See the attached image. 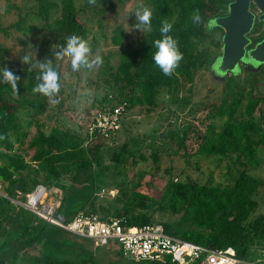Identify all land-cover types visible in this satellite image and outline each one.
Wrapping results in <instances>:
<instances>
[{"label":"trees","instance_id":"1","mask_svg":"<svg viewBox=\"0 0 264 264\" xmlns=\"http://www.w3.org/2000/svg\"><path fill=\"white\" fill-rule=\"evenodd\" d=\"M34 1L37 4L35 15L41 21L39 29L46 32L51 39L55 40L72 33L87 39L89 32L75 0H59V4L55 0ZM101 1L106 5H110L111 2L125 5L138 0ZM145 2L153 10L152 31H147V43L139 48H133L127 43L123 26L117 25L113 28L110 41L114 47H118L117 66L113 70L106 58L107 70L102 72L103 77H110L113 86L110 94H105L91 109L82 135L58 126L48 128L46 123L37 119L48 107H52L48 97L34 93L32 90L39 82L37 77L41 73L40 63L35 67L24 64L23 69L19 71L18 76L21 78L18 85L19 91L26 94L13 92L9 84L0 82V147L12 149L8 136L11 132L17 131L16 118L20 110H26L32 119L29 125L36 126V132L29 137L22 148H17L12 155L0 154V158H4L3 163H0V186L6 185L5 196L0 195V227L11 219L10 210L15 208L11 199L17 200L21 194H29L37 186L44 187L49 183L48 181L68 177L69 188L60 199V207L55 214L60 221H69L81 211L96 214L102 219L110 218L106 213L111 211L114 215L112 217L125 218L129 226H141L154 222L143 213V210L157 209L173 215L181 213V221L195 229L172 227L168 223H161L167 234L203 246L212 245L219 249L231 247L236 251L239 259L255 261L264 250V214L256 213L258 208L256 197L264 188V184L246 170L249 167H258L260 162L257 154L259 149L264 148L261 96L249 98L243 109H240L241 99L222 100L220 105L207 115L209 119H218V124L211 121L206 125L202 137L199 138L196 155L215 156L241 168L231 186L200 184L187 177H181L182 179L175 181L171 178L165 183V193L160 194L158 199L148 198L143 193L136 195L134 191L131 201L126 203L128 208L121 211L103 208L105 216H101L95 209V202L98 199L95 194L97 191L95 179L92 184L80 183V177L93 166L94 161L99 159V152L104 143L115 136H104L102 132L97 131L94 118L96 111L111 112L114 107L123 106L118 122L121 128L128 111L133 107L152 108L162 90L172 92L180 80L191 79L194 71L202 66L203 62H198L199 57H204L203 54L196 53V43L208 37L207 25L212 18L220 15V6L224 4L222 0H145ZM59 5L61 6L60 17L50 23L51 12ZM88 5L90 3L85 0V6ZM195 9H199L202 17L199 25L192 23L191 15ZM171 12L174 13V18L170 20ZM165 19L173 24L170 35L178 40L179 49L183 54L179 67L171 76H165L153 60L156 51L153 41L160 38L159 28ZM13 26L19 29L20 24L15 23ZM211 28L213 32L221 30L219 27ZM4 64L5 59L0 51V67ZM56 96L53 98L55 99ZM55 107L58 109L56 105L53 108ZM255 113L260 114V119H255ZM190 129H192L191 126L188 127V130ZM183 141L178 139V147L183 144ZM149 158L153 163L159 162L158 156L154 154L148 157L140 156L139 160L145 162ZM189 158L186 161L187 165L191 163ZM137 163L134 158H131L128 169ZM165 173L170 175L171 171L166 170ZM40 174L45 176L46 181L34 179ZM134 189L136 190V186ZM121 196L118 194L114 201H119ZM87 206L93 209L86 210ZM135 208H139L140 211L135 212ZM30 213L32 216L26 218L23 215L25 220L19 224L22 232L20 237L13 241L20 250H25L39 241L41 235L48 231L45 225L53 226L37 217L36 222L33 223L30 218L34 217V214ZM42 222L45 223L44 226H40ZM48 233L49 240L56 242L57 239L50 231ZM118 249L121 258L111 253L103 258L89 256L88 259L76 262L47 257L40 264H121L125 257L119 246ZM0 264L8 263L6 259L0 258ZM129 264L178 263L166 257L164 261H139Z\"/></svg>","mask_w":264,"mask_h":264},{"label":"rangeland","instance_id":"2","mask_svg":"<svg viewBox=\"0 0 264 264\" xmlns=\"http://www.w3.org/2000/svg\"><path fill=\"white\" fill-rule=\"evenodd\" d=\"M55 1L59 4V0ZM222 1L224 4L220 6L218 17L227 14L230 0ZM75 2L77 8L81 10L80 16L89 32L86 39L92 49L89 61L100 55L103 61L101 64L93 65L90 69L81 66L79 71H73L69 58L57 59L56 53L61 51L68 36L53 40L46 32L39 29L41 21L35 15L37 4L34 0H0V51L5 59L4 66L17 75L23 69L24 64L21 59L24 55L30 57V62L27 64L30 67L49 60L52 62V66L60 76L61 93L55 97L59 100L56 104L58 109L53 108L52 104V107H48L37 119L46 123L48 128L58 126L82 135L91 109L105 94H110L113 86L110 77L102 76V72L107 70L106 58L113 70L117 66L118 47L111 44L112 30L117 25L123 26L127 43L133 48L146 44L147 30L135 28L138 23L135 10L138 4L148 5V3L145 0H138L125 5L115 2L106 5L99 0L86 7L85 0H75ZM60 10L59 5L51 12L50 23L60 17ZM98 11L101 12L97 13ZM173 18L174 13L171 12L170 20ZM15 23L20 24L19 29L13 26ZM207 28H209L208 37L196 43V53L203 54L204 57H199L198 62L203 63L194 71L192 78L186 81L180 80L172 92L162 90L156 98L154 107L135 106L129 110L122 127L114 131L115 136L104 143L99 152V159L94 161L93 166L80 177V183L84 184H92L95 179L97 190L95 194L98 198L95 209L99 215L105 216L103 208L116 211L128 208L126 203L131 201L134 191L136 195L143 193L148 198L158 199L160 194L165 193V183L171 178L175 181L187 177L200 184L211 183L221 186H231L236 179L241 168L215 156L196 155L198 141L204 134L207 124L211 121L218 124V119H209L207 115L224 99H241L240 109H243L249 98L261 96L260 108L264 116V66L259 70L242 67L236 76L226 75L221 79L215 78L211 74L210 66L221 54L223 30L213 32L211 27ZM263 32V26L257 24L248 36L255 41ZM18 92L22 91L18 90ZM22 94L26 93L22 92ZM27 96L30 97L28 94ZM259 115L255 113V119H260ZM31 120L26 110L19 111L16 118L17 131L11 132L8 136L12 149L0 147L1 155H12L17 148H22L26 144L29 137L36 132V126L29 125ZM189 126L192 129L188 130ZM185 132L186 136H184ZM179 138L184 140L180 147L177 144ZM151 154L158 156L157 164L150 158L145 162L139 160L140 156L148 157ZM131 158L138 163L128 169ZM188 158L191 159L190 165L186 163ZM257 158L260 162L258 167H249L246 171L264 184V148L259 149ZM3 161L4 158H0L1 164ZM166 170L171 171L170 175L165 173ZM34 179L46 181L43 174ZM48 182L44 185L46 193L40 206L49 202L58 210L60 199L69 188V178L63 177ZM1 185L0 195L5 196L6 185ZM118 194L122 195L120 200L114 201ZM256 200L258 202L256 213L264 214V188L259 191ZM16 201L24 202V194H21ZM13 206L15 208L10 210L11 219L0 227V258L6 259L8 264H40L47 257L76 262L88 259L89 256L103 258L108 253L120 256L118 246L113 243L94 246L89 238L75 236L48 225L45 226L57 239L56 242L49 240L47 237L49 233L46 231L41 235L40 240L29 248L17 249L13 241L17 240L22 232L19 224L32 214L27 209L17 206L16 202ZM85 209L93 208L87 206ZM135 210V212L140 211L139 208ZM143 213L154 222L195 229L181 221V213L173 215L157 209L143 210ZM106 215L114 216L111 211ZM30 219L33 223L37 220L35 216ZM44 224L42 222L40 226ZM122 261L121 264L139 262L127 257Z\"/></svg>","mask_w":264,"mask_h":264},{"label":"built area","instance_id":"3","mask_svg":"<svg viewBox=\"0 0 264 264\" xmlns=\"http://www.w3.org/2000/svg\"><path fill=\"white\" fill-rule=\"evenodd\" d=\"M122 111L123 106L114 107L111 112L96 111L94 118L97 131L102 132L104 136L114 135V131L119 128L118 122ZM45 193L46 189L43 186H37L34 191L24 195V202L12 199L11 201L29 210L44 222L74 235L91 239L94 246L116 244L124 257L132 261H164L166 257H170L178 264H264V250L255 261L242 260L231 247L210 248L171 236L158 222L129 226L125 218L102 219L96 214L84 211L78 212L69 221H60L55 217L57 209L53 204L46 202L40 206Z\"/></svg>","mask_w":264,"mask_h":264},{"label":"clouds","instance_id":"4","mask_svg":"<svg viewBox=\"0 0 264 264\" xmlns=\"http://www.w3.org/2000/svg\"><path fill=\"white\" fill-rule=\"evenodd\" d=\"M90 4L96 3V0H88ZM153 10L150 6L145 3H140L137 5L135 10V18L138 23L135 28L140 30L141 28L151 32L152 31V20ZM192 23L194 25H199L202 21L199 9H195L191 15ZM211 26V22H209ZM173 31V24L168 20H163L161 22V27L159 28L160 38L153 41V46L156 51L153 55V60L155 65L163 72L165 76H171L174 71L179 67L180 61L183 59V54L179 49V43L173 35L170 33ZM92 54V49L89 41L85 40L82 36L75 33L70 34L65 44L62 46L61 51L56 53L57 59L69 58L71 63V68L73 71H79L81 66L92 68L93 65L101 64L102 58L100 55H96L95 58L90 62L89 56ZM23 64H29L30 57L24 55L21 59ZM41 69L40 75L37 77L38 81L33 87L34 93H39L45 97H48L53 105L59 103L58 99H54L60 92V76L58 72L53 68L52 62L49 60L47 62L40 63ZM0 77L2 80L0 82L9 84L13 92H18L20 76L15 74L8 67H0Z\"/></svg>","mask_w":264,"mask_h":264},{"label":"water","instance_id":"5","mask_svg":"<svg viewBox=\"0 0 264 264\" xmlns=\"http://www.w3.org/2000/svg\"><path fill=\"white\" fill-rule=\"evenodd\" d=\"M251 2L257 4L260 10L259 20L264 21V0H233L227 6V15L212 18L209 21L211 26L209 23L207 25L223 30L221 54L210 66L211 74L215 78L236 76L242 67L259 70L264 66V38L252 49H247L251 44L248 35L254 23V15L249 9Z\"/></svg>","mask_w":264,"mask_h":264},{"label":"flooded vegetation","instance_id":"6","mask_svg":"<svg viewBox=\"0 0 264 264\" xmlns=\"http://www.w3.org/2000/svg\"><path fill=\"white\" fill-rule=\"evenodd\" d=\"M233 1L230 0L229 3ZM228 3V4H229ZM249 9L250 12L254 15V23H253V28L254 26H256L257 24H261V26H263L264 29V21L263 20H259V15H260V10L259 7L257 6V4L255 2H251L249 5ZM227 15V14H226ZM252 28V29H253ZM252 31V30H251ZM249 37V36H248ZM264 38V32L263 34L259 35L257 37V39L255 41H253L250 37L249 39L251 40V44L247 47V49H252L258 42H260L262 39Z\"/></svg>","mask_w":264,"mask_h":264}]
</instances>
